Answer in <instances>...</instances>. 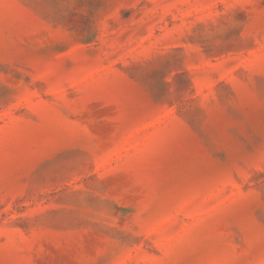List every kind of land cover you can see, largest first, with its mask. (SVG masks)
I'll return each instance as SVG.
<instances>
[{
  "label": "rangeland",
  "instance_id": "obj_1",
  "mask_svg": "<svg viewBox=\"0 0 264 264\" xmlns=\"http://www.w3.org/2000/svg\"><path fill=\"white\" fill-rule=\"evenodd\" d=\"M0 264H264V0H0Z\"/></svg>",
  "mask_w": 264,
  "mask_h": 264
}]
</instances>
